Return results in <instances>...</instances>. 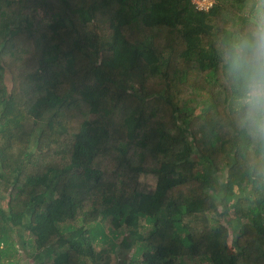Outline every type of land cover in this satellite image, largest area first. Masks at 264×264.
I'll return each mask as SVG.
<instances>
[{"label": "trees", "instance_id": "1", "mask_svg": "<svg viewBox=\"0 0 264 264\" xmlns=\"http://www.w3.org/2000/svg\"><path fill=\"white\" fill-rule=\"evenodd\" d=\"M257 5L0 0V264H264Z\"/></svg>", "mask_w": 264, "mask_h": 264}, {"label": "clouds", "instance_id": "2", "mask_svg": "<svg viewBox=\"0 0 264 264\" xmlns=\"http://www.w3.org/2000/svg\"><path fill=\"white\" fill-rule=\"evenodd\" d=\"M247 23L245 33L230 42L228 55L234 79L242 81L243 119L264 141V0H258Z\"/></svg>", "mask_w": 264, "mask_h": 264}, {"label": "rangeland", "instance_id": "3", "mask_svg": "<svg viewBox=\"0 0 264 264\" xmlns=\"http://www.w3.org/2000/svg\"><path fill=\"white\" fill-rule=\"evenodd\" d=\"M193 2L197 5L198 8H201V7H205V8L207 7L208 8L211 0H193ZM139 182L142 186L150 188V187H152L153 179L147 178L145 176H141L139 179ZM19 257L22 260L21 264H25V262L29 261L26 257H21L20 255H19Z\"/></svg>", "mask_w": 264, "mask_h": 264}, {"label": "built area", "instance_id": "4", "mask_svg": "<svg viewBox=\"0 0 264 264\" xmlns=\"http://www.w3.org/2000/svg\"><path fill=\"white\" fill-rule=\"evenodd\" d=\"M192 3L195 5V7H196L197 9L207 11V10L209 9V7H211L212 4L214 3V0H211V2L209 3V7H208V8H207V7H206V8H205V7L198 8L197 5L193 2V0H192Z\"/></svg>", "mask_w": 264, "mask_h": 264}]
</instances>
